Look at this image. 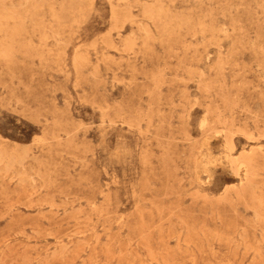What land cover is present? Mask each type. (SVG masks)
Instances as JSON below:
<instances>
[{"label": "rangeland", "instance_id": "1", "mask_svg": "<svg viewBox=\"0 0 264 264\" xmlns=\"http://www.w3.org/2000/svg\"><path fill=\"white\" fill-rule=\"evenodd\" d=\"M0 264H264V0H0Z\"/></svg>", "mask_w": 264, "mask_h": 264}, {"label": "bare ground", "instance_id": "2", "mask_svg": "<svg viewBox=\"0 0 264 264\" xmlns=\"http://www.w3.org/2000/svg\"><path fill=\"white\" fill-rule=\"evenodd\" d=\"M21 118V117H20ZM206 119V118H205ZM22 180V179H21Z\"/></svg>", "mask_w": 264, "mask_h": 264}]
</instances>
